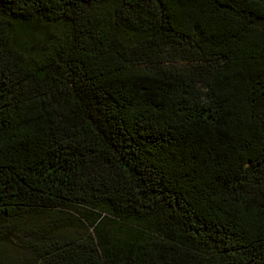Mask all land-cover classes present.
<instances>
[{
    "label": "trees",
    "instance_id": "1",
    "mask_svg": "<svg viewBox=\"0 0 264 264\" xmlns=\"http://www.w3.org/2000/svg\"><path fill=\"white\" fill-rule=\"evenodd\" d=\"M264 264V0H0V264Z\"/></svg>",
    "mask_w": 264,
    "mask_h": 264
},
{
    "label": "rangeland",
    "instance_id": "2",
    "mask_svg": "<svg viewBox=\"0 0 264 264\" xmlns=\"http://www.w3.org/2000/svg\"><path fill=\"white\" fill-rule=\"evenodd\" d=\"M30 259H31V257L28 255V256H27V259H26V261H25V264H30Z\"/></svg>",
    "mask_w": 264,
    "mask_h": 264
}]
</instances>
